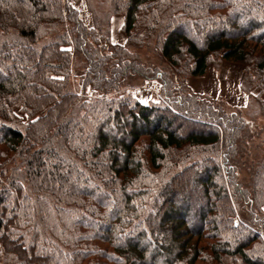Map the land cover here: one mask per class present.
<instances>
[{
	"label": "trees",
	"instance_id": "obj_1",
	"mask_svg": "<svg viewBox=\"0 0 264 264\" xmlns=\"http://www.w3.org/2000/svg\"><path fill=\"white\" fill-rule=\"evenodd\" d=\"M84 3L0 0V264H264V0Z\"/></svg>",
	"mask_w": 264,
	"mask_h": 264
},
{
	"label": "rangeland",
	"instance_id": "obj_2",
	"mask_svg": "<svg viewBox=\"0 0 264 264\" xmlns=\"http://www.w3.org/2000/svg\"><path fill=\"white\" fill-rule=\"evenodd\" d=\"M75 3L82 9L83 16H86L84 0H75ZM120 24L121 17L114 16L111 21V37L117 43H124L125 36L120 30ZM75 74H79V70ZM242 75L243 67L240 63L220 61L218 65H209L204 75L188 77L186 83L195 93L221 99L225 108L231 110L234 106L245 103V95L239 87ZM73 83L77 85L78 76L73 79ZM141 87L147 88V91L140 92ZM137 90L139 96L149 100L156 98L159 86L157 82H143Z\"/></svg>",
	"mask_w": 264,
	"mask_h": 264
},
{
	"label": "built area",
	"instance_id": "obj_3",
	"mask_svg": "<svg viewBox=\"0 0 264 264\" xmlns=\"http://www.w3.org/2000/svg\"><path fill=\"white\" fill-rule=\"evenodd\" d=\"M139 91L142 92V93H144V92L147 91V88H145V87H141V88H139Z\"/></svg>",
	"mask_w": 264,
	"mask_h": 264
},
{
	"label": "crops",
	"instance_id": "obj_4",
	"mask_svg": "<svg viewBox=\"0 0 264 264\" xmlns=\"http://www.w3.org/2000/svg\"><path fill=\"white\" fill-rule=\"evenodd\" d=\"M121 23H122V17H121ZM121 25V24H120ZM125 40V39H124Z\"/></svg>",
	"mask_w": 264,
	"mask_h": 264
}]
</instances>
